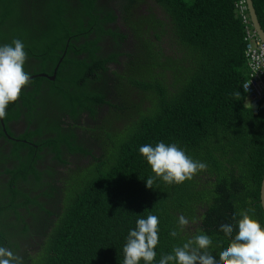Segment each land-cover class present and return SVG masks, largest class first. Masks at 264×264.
I'll return each mask as SVG.
<instances>
[{"label":"trees","instance_id":"trees-1","mask_svg":"<svg viewBox=\"0 0 264 264\" xmlns=\"http://www.w3.org/2000/svg\"><path fill=\"white\" fill-rule=\"evenodd\" d=\"M105 1L111 7L0 0V46L20 39L24 70L37 76L0 122V246L23 264H123L129 231L152 214L153 264L197 229L212 238L218 260L230 242L221 224L254 209L264 226V99L249 102L243 89L250 20L238 16L240 0ZM252 3L264 31V0ZM112 6L124 36L104 27L116 18ZM128 36L131 53L99 46ZM121 55L128 60L111 66ZM22 118L27 127L15 136L10 124ZM158 142L176 144L206 170L147 188L153 173L139 148ZM181 215L194 231L180 230ZM32 235L36 249L19 254V241Z\"/></svg>","mask_w":264,"mask_h":264},{"label":"clouds","instance_id":"clouds-1","mask_svg":"<svg viewBox=\"0 0 264 264\" xmlns=\"http://www.w3.org/2000/svg\"><path fill=\"white\" fill-rule=\"evenodd\" d=\"M24 49L20 39L0 46V119L6 118L8 105L18 101L22 89L30 84V75L24 70L27 59ZM139 152L153 173L146 180V187L150 189L157 180L169 186L183 184L207 168L206 163L193 160L174 143L145 144L139 148ZM250 212H254V209L242 211L238 220L234 216L235 224L219 226V231L229 237L230 242L220 251L218 260L210 252L212 238L197 229L196 234L181 246H175L171 253L163 254L159 264H264V226L253 219ZM189 223L185 216L178 217L181 231ZM158 224V217L152 214L136 220L135 228L129 231L123 245V264H140L141 261L153 264L159 243ZM169 235L175 238L179 233L173 229ZM0 264H23V258L0 246Z\"/></svg>","mask_w":264,"mask_h":264},{"label":"built area","instance_id":"built-area-1","mask_svg":"<svg viewBox=\"0 0 264 264\" xmlns=\"http://www.w3.org/2000/svg\"><path fill=\"white\" fill-rule=\"evenodd\" d=\"M236 8L238 16L246 23L248 13L245 1L240 0ZM246 58L248 79L243 89L249 102L258 103L264 99V46L252 27L246 31Z\"/></svg>","mask_w":264,"mask_h":264},{"label":"flooded vegetation","instance_id":"flooded-vegetation-1","mask_svg":"<svg viewBox=\"0 0 264 264\" xmlns=\"http://www.w3.org/2000/svg\"><path fill=\"white\" fill-rule=\"evenodd\" d=\"M100 3H101V5L108 6V8L111 7V6H109L110 4H108L105 0H100ZM112 4L113 3H111V5ZM112 8L116 11V14L113 15L116 18L114 20H112V21H107L104 24V27H105V29H111L113 31L117 30V33L119 35H123L124 36V34L127 33V30H125V28H123V23L121 21V18H120L119 12H118L119 8L118 7L116 8L114 6H112ZM103 41L104 42L99 43V46L102 47V49L106 53H110L112 50H114L113 47H116L118 44H120V46H119L120 49L118 51L114 50L112 52H116L117 54L118 53H121V54L124 53L125 54L126 52H130V53L132 52L129 49V48L133 47L132 44H131L132 41H130V37L129 36L127 37V39H124V40H122L120 38L117 39L116 44L114 42H112V40L109 39V38H103ZM169 50L171 52H169ZM164 53L166 55H168V56H169V53H170V55L172 56L174 54V49L173 48H168V51H165ZM127 60H128V58L125 55H121V56H119L116 59V61L112 62L110 65L115 68V67H117L116 64H122L123 65V63L126 62ZM54 72H56V70H54ZM48 80H50V79H48ZM50 81H53V80H50ZM107 86H108V91H110L111 88L113 87V84L111 83V84H108ZM0 122L2 124V119H0ZM10 125H11L10 126V130H11L12 133H14L15 136H17L18 134L23 133L25 128L27 127L24 124V122H23V118H22L21 121H19L17 123H12ZM2 145H3V142H0V146H2ZM73 160H74V158H73ZM73 160L71 162H74ZM187 227H189L190 230L194 228L191 225H188ZM37 240H38V238H37L36 235L29 236L25 240H20L19 244H20L21 251L18 252V253L19 254H23V253H26V252L30 253L31 250H35L36 249Z\"/></svg>","mask_w":264,"mask_h":264},{"label":"water","instance_id":"water-1","mask_svg":"<svg viewBox=\"0 0 264 264\" xmlns=\"http://www.w3.org/2000/svg\"><path fill=\"white\" fill-rule=\"evenodd\" d=\"M244 1H245V5H246V8H247V13H248V17H249V20H250V23H251V27L254 30V32L256 33V35H257L259 41L261 42V44L264 46V31H263V29H262V27H261V25H260V23L258 21L257 15L255 13V9L253 7L252 0H244ZM35 77H37V76L30 77L31 78L30 80H32ZM38 77H44V78H47V79H50V80H54L55 75H53L52 77H47V76H45L43 74H40ZM259 200H260L261 209H262V211L264 213V176H263V179H262V182H261ZM191 231H194V229H191Z\"/></svg>","mask_w":264,"mask_h":264}]
</instances>
